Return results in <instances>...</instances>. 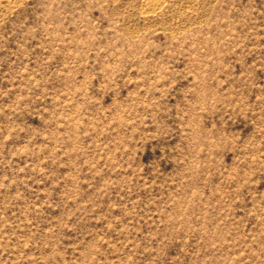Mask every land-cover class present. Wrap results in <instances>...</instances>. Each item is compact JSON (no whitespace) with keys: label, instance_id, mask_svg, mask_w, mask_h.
<instances>
[{"label":"rangeland","instance_id":"obj_1","mask_svg":"<svg viewBox=\"0 0 264 264\" xmlns=\"http://www.w3.org/2000/svg\"><path fill=\"white\" fill-rule=\"evenodd\" d=\"M157 2L0 0V264H264V0Z\"/></svg>","mask_w":264,"mask_h":264},{"label":"bare ground","instance_id":"obj_2","mask_svg":"<svg viewBox=\"0 0 264 264\" xmlns=\"http://www.w3.org/2000/svg\"><path fill=\"white\" fill-rule=\"evenodd\" d=\"M11 1H12V0H11ZM157 1H159V0H156V2H157ZM152 3H153V2H152ZM154 3H155V2H154ZM157 3H159V2H157ZM152 5H153V4H152ZM159 5H160V4H159ZM153 7H154V6H153ZM151 9H153V8H151ZM154 9H155V8H154Z\"/></svg>","mask_w":264,"mask_h":264}]
</instances>
